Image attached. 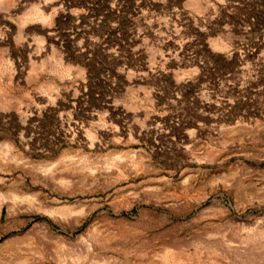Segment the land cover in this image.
<instances>
[{
	"label": "rangeland",
	"instance_id": "1",
	"mask_svg": "<svg viewBox=\"0 0 264 264\" xmlns=\"http://www.w3.org/2000/svg\"><path fill=\"white\" fill-rule=\"evenodd\" d=\"M0 202V264H264V0H0Z\"/></svg>",
	"mask_w": 264,
	"mask_h": 264
},
{
	"label": "bare ground",
	"instance_id": "2",
	"mask_svg": "<svg viewBox=\"0 0 264 264\" xmlns=\"http://www.w3.org/2000/svg\"><path fill=\"white\" fill-rule=\"evenodd\" d=\"M3 200V199H2ZM1 200V201H2ZM7 202V204L8 205H11V204H16V203H18L19 201L20 202H24L22 199L20 200V198L19 197H17L16 198V196H11L10 197V199L9 200H4L3 202ZM2 203L0 202V205H1ZM89 248V247H88ZM90 249V248H89ZM85 250H86V252H88V249L87 248H85ZM38 264V263H37ZM41 264V263H40Z\"/></svg>",
	"mask_w": 264,
	"mask_h": 264
}]
</instances>
